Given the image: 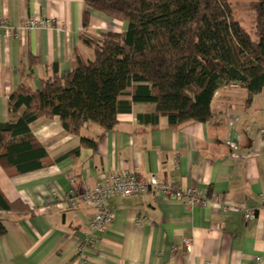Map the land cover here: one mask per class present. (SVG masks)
<instances>
[{"label": "crops", "instance_id": "obj_1", "mask_svg": "<svg viewBox=\"0 0 264 264\" xmlns=\"http://www.w3.org/2000/svg\"><path fill=\"white\" fill-rule=\"evenodd\" d=\"M84 0H0V24L15 36L0 41V124L12 118L9 99L26 81L36 90L73 68L75 50L85 60L93 52L80 42ZM30 20L50 28L27 29ZM128 24L92 12L89 33L123 34ZM103 131L86 124L81 136L68 135L58 117L39 119L31 131L52 166L11 177L0 165V190L23 211L0 212L7 235L0 239V264H79L77 249L89 232L94 210L71 207L68 193L94 187L103 175L132 172L176 189H198L203 207H188L161 193L107 200L114 215L108 231L84 254V264H264V90L248 104L242 87H222L214 95L212 118L172 128L155 123L156 105L133 103ZM82 137L97 149L80 148ZM229 209L226 211L224 207ZM256 211L254 221L244 214ZM146 218V221L140 219ZM185 239H192L190 249Z\"/></svg>", "mask_w": 264, "mask_h": 264}, {"label": "trees", "instance_id": "obj_2", "mask_svg": "<svg viewBox=\"0 0 264 264\" xmlns=\"http://www.w3.org/2000/svg\"><path fill=\"white\" fill-rule=\"evenodd\" d=\"M253 15L251 36L235 16L230 0H84L80 42L93 52L85 60L74 52L72 70L40 90L23 81L9 99L12 117L0 124V165L11 177L52 166L31 124L60 119L68 135L81 136L86 124L113 130L118 115L133 103L156 105L155 123L167 118L172 128L212 116L211 104L222 87L239 85L248 104L264 90V0L244 5ZM126 22L123 34L89 33L92 12ZM96 150L82 137L80 148ZM0 190V212L23 211ZM0 219V239L7 235Z\"/></svg>", "mask_w": 264, "mask_h": 264}, {"label": "built area", "instance_id": "obj_3", "mask_svg": "<svg viewBox=\"0 0 264 264\" xmlns=\"http://www.w3.org/2000/svg\"><path fill=\"white\" fill-rule=\"evenodd\" d=\"M52 23L48 20H30L26 24L27 29L50 28ZM14 28L6 21L0 24V41L5 38L15 36ZM239 85H232L238 87ZM264 135V131H261ZM73 183V188L68 193V201L71 207L78 204L84 205L94 210L93 217L89 224V232L83 237L78 246L77 253L79 264H84V254L88 249L93 248L98 243V234L109 230L114 222V215L107 207V200L116 196H137L147 193H161L168 199L180 200L188 207H203L208 203V196L204 191L198 189H176L171 186L161 184L155 177L149 181L138 177L132 172H124L112 176L103 175L99 178L94 187H85L82 193H79ZM264 202V193L262 194ZM224 207V210H228ZM257 218L256 211L248 210L244 214L245 222L254 221ZM146 221V218L140 219ZM192 239H185L184 245L190 249Z\"/></svg>", "mask_w": 264, "mask_h": 264}, {"label": "rangeland", "instance_id": "obj_4", "mask_svg": "<svg viewBox=\"0 0 264 264\" xmlns=\"http://www.w3.org/2000/svg\"><path fill=\"white\" fill-rule=\"evenodd\" d=\"M234 6L236 18L239 20L243 28L251 35L254 36V19L253 15L245 10L244 5L251 0H230Z\"/></svg>", "mask_w": 264, "mask_h": 264}]
</instances>
